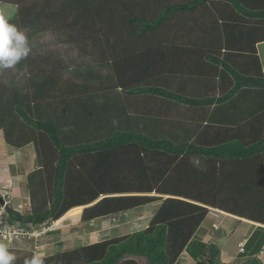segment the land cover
Instances as JSON below:
<instances>
[{
  "label": "trees",
  "instance_id": "trees-1",
  "mask_svg": "<svg viewBox=\"0 0 264 264\" xmlns=\"http://www.w3.org/2000/svg\"><path fill=\"white\" fill-rule=\"evenodd\" d=\"M10 2L25 29L53 21L75 62V77L49 81L35 98L20 95L32 69L13 67L0 86L5 141L32 144L37 158L31 209L10 207V220L52 223L85 206L81 221H97L159 205L147 228L65 248L40 257L43 264H175L184 251L228 264L217 244L194 237L209 207L259 223L234 264H263L264 0ZM139 95L191 109L193 130L154 131L146 98L134 107ZM15 252L12 264L33 258L32 250Z\"/></svg>",
  "mask_w": 264,
  "mask_h": 264
},
{
  "label": "rangeland",
  "instance_id": "rangeland-1",
  "mask_svg": "<svg viewBox=\"0 0 264 264\" xmlns=\"http://www.w3.org/2000/svg\"><path fill=\"white\" fill-rule=\"evenodd\" d=\"M21 14L22 13H20L18 7L14 3L12 2L9 3V0H0V15L4 16L5 19H7L9 23L15 24L18 30L24 32L28 39V45H29L30 51L27 57L21 59L18 64L13 66V67H16V69L17 68L22 69L23 67L25 71L28 70V73H31L29 70L31 69L33 70L32 74H28V78L30 79L31 88L28 90H24L23 92L20 93V95L22 96L32 95L38 91L40 86H44V88L46 87V89H48L52 86V84H49V81L53 83L54 80L60 81L69 76L75 77L74 71H73L75 62L72 61V59L74 58L73 51H68V52L63 51V46H65V44L62 41L63 37L61 38L62 40L60 42H58L60 39H55V36L52 32V28L53 27L55 28L56 24L53 21L51 22L50 19L45 18L46 20H43V22L40 25L39 24L34 25L33 26L34 29L28 30L23 27L24 21L22 19ZM172 20L174 19H170V21ZM170 25H171V22H170ZM54 33L57 34L56 32ZM58 48H60V50H58ZM258 50H259L260 56H262V60L264 63V44L259 45ZM56 67L59 70V72L55 73ZM12 68L0 70V77L2 78L5 77L4 79L5 82L3 81V79L0 78V81H3L2 85L0 84L1 87H4V86L6 87L7 85L6 83L9 81L8 74L9 73L12 74L11 72ZM147 96L149 95H139L137 97L138 100H136L133 103L134 107H135V104L139 106L140 105L139 101L142 102V100L146 98L142 106H145V108L148 109L153 104H157L156 101L152 103L151 102L152 100L157 99V98H162L159 96L158 97H154V96L147 97ZM1 98H4V97H1ZM32 98H35V94L32 96ZM124 102H126V100ZM12 109L14 108L12 107ZM2 142L3 144L1 145ZM6 144L4 143L3 138L1 137L0 138V168H1L0 171L2 175L4 174L5 168L6 169L11 168V171L13 173H15L16 170H18L22 174H26L35 168L36 166L35 148L32 144L27 145L29 147L30 146L32 147V148H28L29 152L28 150L25 149V147H27L26 145L25 147L19 148L21 150L23 149L24 150L20 151L21 153L20 155H17L19 153L16 152L17 157H21V159H18L17 161H13L15 157L13 155H15V153H12L14 152L13 149H11L12 146H10V151H12L10 152L4 148ZM22 189H24V186ZM7 190L10 193V189L7 188ZM9 199H10L9 205L15 210L21 213H26L28 211V209H24L23 207L20 206V204H18L19 202L21 203L23 201L22 199H16L15 197V200H14V197L11 195V193L9 195ZM148 208L149 209L147 210L146 214L150 215L154 207L149 206ZM141 211L142 210H137V214L142 213ZM241 221H243V219L238 218L237 216L227 215V214H222V213H217V212L210 213V215L207 217L205 221L204 229H208L209 232L213 231L214 238L218 239L220 237V239L216 240L215 242L218 243V245L220 246V248L222 249L226 257L228 256L229 251L232 254L236 253V249L238 248L237 247L238 239L239 240L242 239L243 236H241V233H245L244 229L246 230L249 227L247 224H244ZM11 222H14V221H11ZM16 222L17 221H15V223ZM60 222L58 223V225H55L57 226L56 227L57 229H58V226L65 225V226H68L69 229L71 228L70 233H73V234L78 233V230L76 231V227L71 226L70 219L69 221L68 220L66 221L67 224H64L65 222L63 221H60ZM145 223H146L145 219L134 218L133 221H131V224H129L130 226H128V228H125L119 231L120 232H126L129 230L136 231L142 228L145 225ZM52 224L53 222L48 223V221L40 224V226L45 227L44 233L45 232L46 233L44 237L45 236L50 237V235L53 236L51 237L52 239H49V240H46V238L44 239L45 243L46 242L49 243L48 247H51V246L53 247V250H49L47 252L48 254L50 251L57 252L59 250H64L65 248H69L71 247L72 244L78 243L79 240H83L85 238L84 236H82V237H79L78 240L68 241L67 243L65 244L63 243L62 246H60V243H58V241L60 240L61 229L56 230L55 228V229H52L51 231L50 230L51 228L50 229L46 228V226L51 227ZM80 224L81 223L78 220V223L76 226H80ZM212 224L214 225L212 226ZM37 228L41 229L40 227H37ZM82 228H85V227L83 226ZM247 233H248V230H247ZM40 236L41 235H39L38 237H34L32 238V240L28 239L30 242L26 240L27 243L22 242L20 243V245L23 246L25 244V245L34 246L37 243L35 239L36 238L40 239ZM38 242L41 243V240H38ZM0 243L7 245V248L10 247V242L8 240H2V238H0ZM259 257L264 263V248H263V252L261 253ZM186 258L191 259V257L188 255L187 252L186 253L183 252L177 264H181L182 259H186ZM246 259H247V256L240 257V260L246 261ZM198 264H205V263L198 261Z\"/></svg>",
  "mask_w": 264,
  "mask_h": 264
},
{
  "label": "crops",
  "instance_id": "crops-1",
  "mask_svg": "<svg viewBox=\"0 0 264 264\" xmlns=\"http://www.w3.org/2000/svg\"><path fill=\"white\" fill-rule=\"evenodd\" d=\"M262 44H264V41L257 44V49H258V46L262 45ZM258 53H259V50H258ZM259 56H260V53H259ZM260 59H261V63L263 66V71H264V63L262 60V56H260ZM155 101L157 102V104H153L148 109H146L145 106H142L143 109H145V110L151 109L154 112V116L150 122L151 123L150 125H151V127L154 128L153 129L154 131L155 130L160 131V132L167 131L168 134H172V132H173L174 134L177 135V137H180V136L183 137L187 133H189L190 131L193 130V127L191 126V124L194 125V121L192 120L193 111L191 109L183 108L181 106H177L174 101L169 100V99L164 98V97L154 99L151 102L154 103ZM174 105L177 106V108H175ZM135 106H137V105L135 104ZM139 106H137V107H139ZM1 137L3 138V141L6 144L7 142L4 139L2 130H0V138ZM2 144H3V142L1 143V145ZM7 144L4 146V148L6 150L10 151L11 145L10 144L7 145ZM28 148H32V147L31 146L25 147V149L28 150V152H29ZM11 149H13L14 152H12V151H10V152L15 153V155H13V156H15L13 161H17L18 159H21V157H17V155H20L21 154L20 151H23L24 149L21 150L17 147H13V146ZM10 152H9V154H10ZM16 152L19 154L16 155ZM35 157H36V152H35ZM35 164H37V158H36ZM36 167H37V165L35 166V168ZM34 169H32L31 171H29L26 174H22L18 170H16V172L13 173L11 171V168L10 169L5 168L3 175L0 171V193H3L4 189H6V191H8L7 188L10 189V193L14 197V200H15V197H16V199H22L23 200L21 203L19 202L18 204H21V207H23L24 209H28L27 212H29L31 209V198H30V190H29V185H28V175ZM0 170H1V168H0ZM23 186H24V189H22ZM150 195H156V192H152V193H150ZM164 197L166 198L167 196L164 195ZM149 206H153L154 208H153V211L151 212V214L147 215L146 212L149 209L148 208ZM84 207L85 206H78V207L72 208L65 215H63L60 219L53 221L52 226L49 227V229L51 228L50 230L52 231V229H55L57 227L55 225H58V223L60 221L65 222L64 224H67L66 221L67 220L69 221V219H70L71 220V226H75L76 231L78 230L79 235H78V233L77 234L70 233L71 228L69 229L68 226H65V225L58 226V229H61L60 240L58 241V243H60V246H62L63 243L64 244L67 243L68 241L78 240L79 237H82V236H84L85 238L83 240H79L78 243L72 244L71 245L72 248L77 247V246H81V245H85V244H89V243H93V242H97V241H100L102 239L119 236V235H122L125 233L134 232L132 230L131 231L129 230L126 232H120L119 231V230H123L125 228H128V226H130L129 224H131V221H133L134 218L145 219V221H146L145 225L142 228H140L139 230L145 229L148 227L151 220L153 219L155 213L158 210L159 205H157V203H148L141 208H134V209H130L127 211H121L118 214H114V215L105 217L101 220H97V221L96 220H89V221L82 222L81 221V213H82V210ZM137 210H142L141 211L142 213L137 214ZM214 212L227 214V215H233V214L228 213L226 211L209 207V212H208L206 218L200 224V227H199V229L196 232L194 237H196L202 241L214 243V244L218 245V243H216L215 241L219 240L220 237L218 239H216L213 237L214 236L213 231L209 232L208 229H204V225H205V221H206L207 217L210 215V213H214ZM238 218H240V217H238ZM241 219H243V221H241V222L244 224H247L249 227L246 230L244 229L245 233H241V236H243V237L240 240L238 239L237 247H238L239 242H241V241L246 242L247 238L251 235V233L253 232L255 227L257 225H259V223H255V222L247 220L245 218H241ZM78 220L81 223L80 226H76L78 223ZM214 224H212V226ZM83 226L85 228H82ZM58 229L56 228V230H58ZM247 230H248V233H247ZM44 235H45V233L40 236V239L39 238L35 239V241H37V243L34 246L25 245V244L23 246L20 245V243H22V242H26V243H27V241L30 242L28 239L10 240V239L4 238L2 236H0V238H2V240H8L10 242V247L8 248L9 252H10V250H23V249L27 250L28 249V250H32L33 257L34 256L44 257V256H48V255L55 253L54 251H50L49 254L47 253L49 250H53V247L52 246L48 247L49 243H47V242L45 243V241H44L45 238H46V240H49V239H52L51 237H53V236L50 235V237H46V236L44 237ZM30 240H32V239H30ZM38 240H41V243H39ZM29 248H31V249H29ZM59 251H61V250H59ZM184 252L186 253V251H184ZM262 252H263V250H262ZM261 253L258 256H260ZM12 255H14L15 257L21 256V254L18 252H15V254H12ZM239 255H240L239 247L236 249L235 254L234 253L232 254L229 251V254L227 257L224 255V252L221 249V260L225 263H228V264L236 263V259ZM191 259H188V258L182 259L181 264H198L197 260H194V259L191 260ZM179 260L180 259H178L175 264H177Z\"/></svg>",
  "mask_w": 264,
  "mask_h": 264
},
{
  "label": "clouds",
  "instance_id": "clouds-1",
  "mask_svg": "<svg viewBox=\"0 0 264 264\" xmlns=\"http://www.w3.org/2000/svg\"><path fill=\"white\" fill-rule=\"evenodd\" d=\"M29 51L25 33L0 15V70L12 68L27 57ZM14 260L15 256L8 251L7 245L0 243V264H12ZM26 264H43V261L39 256H34Z\"/></svg>",
  "mask_w": 264,
  "mask_h": 264
},
{
  "label": "built area",
  "instance_id": "built-area-1",
  "mask_svg": "<svg viewBox=\"0 0 264 264\" xmlns=\"http://www.w3.org/2000/svg\"><path fill=\"white\" fill-rule=\"evenodd\" d=\"M0 195L4 199V203L3 204L0 203V236L10 240H18V239H32L44 233L45 227H42L40 225H34L33 223H28L24 225L21 222H16V223L11 222L10 212H9V209L11 207L9 205L10 193L4 189V192L0 193ZM37 227H40L41 229H38ZM46 228L49 227L46 226ZM238 247H239V252H244L245 241L239 242Z\"/></svg>",
  "mask_w": 264,
  "mask_h": 264
},
{
  "label": "water",
  "instance_id": "water-1",
  "mask_svg": "<svg viewBox=\"0 0 264 264\" xmlns=\"http://www.w3.org/2000/svg\"><path fill=\"white\" fill-rule=\"evenodd\" d=\"M0 203L3 204L4 203V199L3 197L0 195Z\"/></svg>",
  "mask_w": 264,
  "mask_h": 264
}]
</instances>
